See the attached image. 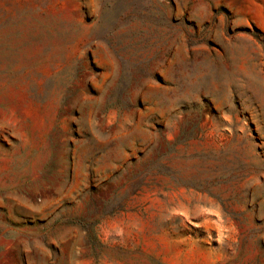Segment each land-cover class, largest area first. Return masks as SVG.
Here are the masks:
<instances>
[{"label": "rangeland", "instance_id": "rangeland-1", "mask_svg": "<svg viewBox=\"0 0 264 264\" xmlns=\"http://www.w3.org/2000/svg\"><path fill=\"white\" fill-rule=\"evenodd\" d=\"M0 264H264V0H0Z\"/></svg>", "mask_w": 264, "mask_h": 264}]
</instances>
